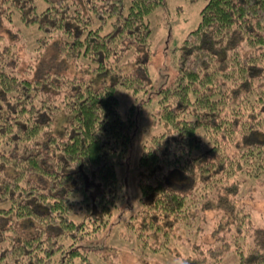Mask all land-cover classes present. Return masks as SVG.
Here are the masks:
<instances>
[{"label": "trees", "instance_id": "1", "mask_svg": "<svg viewBox=\"0 0 264 264\" xmlns=\"http://www.w3.org/2000/svg\"><path fill=\"white\" fill-rule=\"evenodd\" d=\"M166 4L0 0V264L132 254L93 238L117 227L156 248L185 237L182 264H221L232 244L239 264H264V219L238 196L242 172L264 175V0H207L152 92L145 60L123 65ZM117 87L148 90L145 104L158 94L154 121L168 128L133 163L138 110L119 111Z\"/></svg>", "mask_w": 264, "mask_h": 264}, {"label": "rangeland", "instance_id": "2", "mask_svg": "<svg viewBox=\"0 0 264 264\" xmlns=\"http://www.w3.org/2000/svg\"><path fill=\"white\" fill-rule=\"evenodd\" d=\"M207 0H167L166 7L157 8L153 14L149 15V21L151 23V35L149 38V46L144 52H129L126 54V64L123 65L124 71H129L137 62L145 60L148 67V75L150 78L149 91H156L159 85H163L172 78L175 72L174 62L178 57L179 49L181 47V41L185 35L196 27L199 22V11ZM23 42L27 49H29V43L33 40L31 34H23ZM116 76V74H115ZM114 76V77H115ZM148 90L144 93L132 94L131 91L124 87L116 88V96L119 103V111L122 113L128 107L136 105L138 110V131L136 139L132 146V154L130 156L131 162H136L137 155L139 153V146H142L147 139L161 131H168V128L164 124H156L154 121V110L159 103L157 99L159 95H153L150 100H147L146 104L142 101L146 98ZM131 166L128 165L127 168ZM123 172V170H121ZM128 174V173H127ZM131 176L132 172H131ZM240 179L245 180L241 182L240 192L238 194L239 199L245 203V208L250 211L251 221L254 225H262L264 219V175L260 177H247L242 172ZM133 177L131 178V180ZM129 180V179H128ZM133 184L130 182L132 189ZM237 194V193H236ZM236 194H234L236 198ZM207 213V221L204 224V230L202 235L204 239L208 240L211 227L215 225V218L211 211ZM106 235V236H104ZM93 238L100 240L102 243L105 241L111 244L113 247L109 249H115L116 253L119 251L127 252L129 248H132V254L123 253L121 255L113 257H107L103 261L99 259V264H182L180 261L186 257L190 251L189 242L175 240L166 249V244L160 248H156L153 245L147 246L141 244V239H138L132 234H123L121 228H115L112 233L105 228L101 233H97ZM212 239V238H211ZM200 244L214 243L213 240L198 241ZM216 244V243H214ZM107 245V244H106ZM203 245V246H204ZM100 246L102 244L100 243ZM202 246V247H203ZM228 250L222 252L221 264H239L238 249L232 244ZM245 247H248L244 244ZM243 247V248H245ZM129 252V251H128ZM178 252V253H175ZM185 252V253H184ZM187 253V254H186ZM180 258V260H179Z\"/></svg>", "mask_w": 264, "mask_h": 264}]
</instances>
